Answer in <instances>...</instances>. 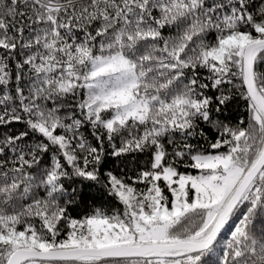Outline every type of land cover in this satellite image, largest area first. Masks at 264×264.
<instances>
[{"label":"snow or ice","instance_id":"snow-or-ice-1","mask_svg":"<svg viewBox=\"0 0 264 264\" xmlns=\"http://www.w3.org/2000/svg\"><path fill=\"white\" fill-rule=\"evenodd\" d=\"M0 264H264V0H0Z\"/></svg>","mask_w":264,"mask_h":264}]
</instances>
